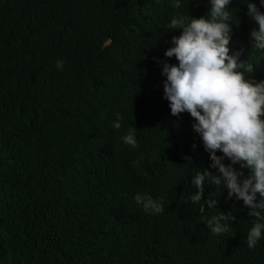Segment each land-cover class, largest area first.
<instances>
[{"label":"trees","instance_id":"trees-1","mask_svg":"<svg viewBox=\"0 0 264 264\" xmlns=\"http://www.w3.org/2000/svg\"><path fill=\"white\" fill-rule=\"evenodd\" d=\"M209 10L207 0H0V264H264V236L247 246L255 218L223 184L206 180L191 202L196 173L218 170L190 114L172 116L163 98L157 60L181 35L167 24ZM228 10L231 54L264 81L258 25L245 0ZM134 127L135 148L122 139ZM137 194L162 198L164 211L145 212ZM222 212L236 220L217 235L207 220Z\"/></svg>","mask_w":264,"mask_h":264},{"label":"clouds","instance_id":"clouds-1","mask_svg":"<svg viewBox=\"0 0 264 264\" xmlns=\"http://www.w3.org/2000/svg\"><path fill=\"white\" fill-rule=\"evenodd\" d=\"M172 3L175 8L181 7V0ZM207 3L210 10L205 16H173L167 24L168 29L180 30L181 35L173 36V46L164 52L167 59L175 57L178 63L157 60L166 77L163 98L169 102L172 116L190 114L195 121L193 131L200 135L209 153L210 167L218 170L216 174L208 169L196 173L192 184L197 191L190 197L191 202L203 200L206 180L216 186L223 184L228 199L243 201L250 209L248 215L255 218L247 235L248 248L255 249L264 236V81L252 78L255 66L240 61V53L231 54L233 24L228 6L232 0ZM245 4L248 16L258 25L250 33L252 47L264 50V12L255 2L245 0ZM260 4L264 6V0ZM56 67L63 71V60H58ZM119 119L113 121L115 129L121 127ZM136 132L135 127L129 128L122 138L124 143L137 147ZM225 159L231 163L225 164ZM237 164L241 170H237ZM243 169L249 170L247 177ZM135 200L145 212L164 211L162 198L158 202L147 194H137ZM216 203L213 199L204 201L208 208H215ZM230 220H236L232 212H222L207 220V227L214 234H224L229 231Z\"/></svg>","mask_w":264,"mask_h":264}]
</instances>
